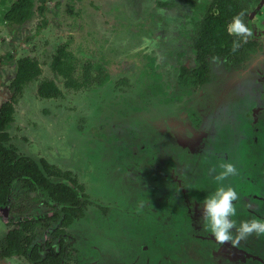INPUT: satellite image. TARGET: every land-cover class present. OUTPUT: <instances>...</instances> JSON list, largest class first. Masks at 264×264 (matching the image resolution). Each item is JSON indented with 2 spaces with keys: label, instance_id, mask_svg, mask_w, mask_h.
<instances>
[{
  "label": "rangeland",
  "instance_id": "374dc122",
  "mask_svg": "<svg viewBox=\"0 0 264 264\" xmlns=\"http://www.w3.org/2000/svg\"><path fill=\"white\" fill-rule=\"evenodd\" d=\"M13 1L0 0V104L11 96L8 85L16 59L36 58L43 72L25 86L16 104L15 120L8 127L12 143L21 154L36 160L46 158L71 170L84 185L89 201L85 216L66 229L65 239L72 251L66 264H230L217 259L213 244L200 238L199 233L206 229L201 215H195L201 211L203 198L223 183L238 192L234 201L237 225L259 218L249 207L261 205L251 194L264 196V134L254 143L253 133L245 130L243 121L239 125L243 134L237 139L226 137L227 141L219 144L226 145L220 148L221 157L217 148V155L213 153L202 162L204 168L195 169L192 161L184 159L175 134L182 132V139L189 135L186 126L180 125V115L197 111L193 108L196 103L184 100V88L157 87L156 76L146 75L151 67H147V56H154L152 50L158 51L161 43L147 35L144 42H138L132 29L146 13L148 0H130L134 6H128L129 0H64L56 6L55 0L49 5L46 26H40L36 18L9 32L3 15ZM247 1L251 6L260 2ZM260 15L264 21V9ZM28 32L34 36L20 43L14 59L8 61L5 54L12 49L8 44L12 33ZM126 34L131 41L120 42ZM65 42L73 55L76 85H66L50 67L52 56ZM92 72L108 79L91 82L86 75ZM43 80H55L64 95L41 98L38 86ZM200 105L206 106L204 101ZM164 115L170 119L168 123L162 119ZM200 122L194 120L195 125ZM225 161L234 163L237 173L218 182L215 176ZM23 184L14 187L10 218L52 210L44 202L45 194L31 192ZM6 225L0 217L1 233L15 227ZM44 230L38 226L35 232L44 238ZM233 233L235 239V229ZM47 238L57 241L52 234L47 233ZM232 245L234 251H240L236 257H227L231 264H261L248 258L264 252V234L253 232ZM11 262L28 264L17 257Z\"/></svg>",
  "mask_w": 264,
  "mask_h": 264
},
{
  "label": "trees",
  "instance_id": "16d2710c",
  "mask_svg": "<svg viewBox=\"0 0 264 264\" xmlns=\"http://www.w3.org/2000/svg\"><path fill=\"white\" fill-rule=\"evenodd\" d=\"M55 0H14L10 8L4 12L3 20L7 23L9 32H13L18 26H26L36 18L40 19V26H46L49 21L47 13L50 12L49 5ZM64 0H57L58 6ZM134 6L132 1H128ZM152 4L155 10L151 15L138 13V42L145 41V32L152 35L155 42H160L158 51L152 50L155 55L147 56L149 59V70L146 75L156 76L155 85L178 89L182 87H194L203 82L204 62L206 55H218L232 49L233 36L229 35L227 28L221 23L227 24L232 16L238 12H247V6L242 5L240 0H148V7ZM187 6L191 10L193 18L198 12L203 13V20L197 28L198 38H193L195 45L200 49V67L192 70L189 65L181 61L184 59V49L187 48L188 34L191 26L187 25L188 16L184 20L177 17H168L164 13L174 14L181 7ZM119 7V5H118ZM117 7V8H118ZM142 7L146 8L147 6ZM140 7V8H142ZM116 9V8H115ZM69 11L74 9L69 6ZM113 11V10H112ZM118 12V11H116ZM120 13V12H119ZM121 14V13H120ZM178 32H174L175 26ZM148 26V29H147ZM132 29L134 33L135 30ZM187 33H183V32ZM174 32V33H173ZM183 33V37L181 34ZM8 44L12 49L5 54L8 61H12L17 54V47L22 42H28L34 34L28 32L26 35L12 33ZM120 37V42L131 41L126 34ZM169 39L166 43V39ZM164 39V41H163ZM162 41V42H161ZM69 43L61 44L56 53L52 56L50 67L52 71L65 79L66 85L75 83L72 77L74 66L73 55L68 50ZM136 48V47H134ZM163 56L165 60H163ZM183 62V63H181ZM15 72L10 78L8 85L11 96L0 104V206L9 205L12 208V195L15 185L23 182L25 189L44 195L46 205L52 207L50 212L40 215H24L7 224H15L13 229L8 231L5 245L0 246L3 254L22 253L36 264H64L65 230L77 219L83 218L86 214L85 208L89 203L86 199L84 185L73 176L71 170H63L51 164L46 158L36 160L30 155L21 154L12 143V135L8 127L15 120L16 104L21 97L24 88L30 82L38 79L43 72L40 61L29 56L18 58L14 61ZM87 69V68H86ZM91 75L90 77H88ZM88 73L86 78L91 82L96 80L105 81L108 77H96ZM93 77V78H92ZM126 81L125 79H123ZM38 94L41 98L54 99L64 95L63 90L55 80H43L38 86ZM41 226L45 233H50L57 238L59 248L56 249L52 238L36 240V228ZM47 236V235H46Z\"/></svg>",
  "mask_w": 264,
  "mask_h": 264
},
{
  "label": "flooded vegetation",
  "instance_id": "af4514ba",
  "mask_svg": "<svg viewBox=\"0 0 264 264\" xmlns=\"http://www.w3.org/2000/svg\"><path fill=\"white\" fill-rule=\"evenodd\" d=\"M240 2L242 5L247 6L244 19L251 28V35H249L247 42H242L240 48L235 52L231 49L218 55H206L204 73L202 74L204 78L203 82L194 87H182V89L184 88L182 92L184 100L189 102L190 105L196 103L195 107L191 106L190 108H196L197 111L194 110L193 112L189 110L190 108H187L189 112L180 115L182 120L180 121V125L186 126L189 135L182 139V137L179 136L182 132L179 134L176 133V142H178L181 146L180 148L183 150L179 151L184 152V159L187 162L192 161L195 164V169L204 168L202 162H205L206 157H211L213 153L217 155V148L219 150L218 154L221 157V149H225L226 145L219 146V144H224L223 142L227 141L226 137H234L237 139L241 136L244 129L239 125H241L243 121L246 122L247 126V128L246 126L244 127L245 130H250L251 133H253L251 140L254 143L259 140V134L262 136L264 134V21L260 17L264 7L262 6L260 9H257L261 0L253 6H251L247 0H240ZM154 10L155 9H149L147 7L145 14L151 15ZM191 13V10L187 9V6H185L178 9L174 14H164L171 18L177 17L180 20H184V18L188 16L187 25L191 26L187 40L188 47L184 49L185 57L184 59L181 58V61L184 60L183 62L189 65L192 70H197L200 67L199 58L201 57V51L198 49L197 45H195L193 38H198L199 32L197 28L203 20V13L198 12L197 14H199V16L195 15L193 18L190 16ZM173 26H175L173 31L179 33L177 26L175 24ZM134 30L137 36V28H134ZM147 33L148 31L145 32L147 36L152 37V35ZM183 33H187V31ZM183 33L181 32L180 34L182 37ZM168 40V38L165 40L166 43ZM163 60H165L164 56ZM201 96L202 98H200ZM188 97H190L189 100ZM202 101H204L206 106L201 107L200 104ZM204 108L205 110H202ZM184 112H186V110ZM194 113L197 115L195 116ZM240 114H243V116L241 117ZM162 119L165 123H168L170 120L166 115H164ZM194 120L197 124L200 120H202V122H200L199 125H195ZM223 130L225 135H223ZM262 167V171L264 172V161L262 162ZM183 170L187 171V168L185 167ZM182 187H184L183 184ZM250 198H258L261 203V205L260 203L258 204L260 205L258 207L255 206V203L251 204V207H249L250 213H252L253 216L264 218V196L258 193L251 194ZM6 206L9 207L6 216L5 211H0V217L4 225L14 220L13 217H9L10 206ZM6 206H0V208H5ZM200 215L201 211H198L195 218H199ZM14 225L15 224H7L6 226L13 227ZM9 229H7L5 233L0 232V236H3L1 237L2 241H0V246L5 245L4 243L7 239ZM46 235L47 233L44 234V238L36 236L35 239L38 241L46 240ZM199 236L213 244V254L217 255V259L223 258L230 264L231 262L227 257H236L238 255L237 252L240 251L239 249L234 251L231 241H217L207 230L200 232ZM65 237L66 234H64V238ZM57 241L54 242L53 240L56 249L59 248ZM66 242L64 264H66V262L68 263L69 255H71L72 252L68 250V240H66ZM3 250L4 249L0 247V264H11V259L15 257L26 260L28 264H36L29 259L27 255H23L22 253L5 255L3 254ZM249 257V261L256 262V260H259L261 264H264L263 251H261L258 256L252 254L249 255ZM242 261L247 262V260Z\"/></svg>",
  "mask_w": 264,
  "mask_h": 264
},
{
  "label": "clouds",
  "instance_id": "9594fccd",
  "mask_svg": "<svg viewBox=\"0 0 264 264\" xmlns=\"http://www.w3.org/2000/svg\"><path fill=\"white\" fill-rule=\"evenodd\" d=\"M244 15L243 11L238 12L227 23V32L234 37L232 40L233 52L240 48L242 42H247L251 35V28L245 22ZM219 168L220 171L215 176V180L218 182L237 173V168L231 161L220 163ZM237 199L238 192L233 186L218 183L215 190L201 201L203 227L219 242L232 241L233 244H236L240 239L253 232L264 234V218L244 220L237 225V221L234 219L237 215L234 201ZM233 229H235V239H233Z\"/></svg>",
  "mask_w": 264,
  "mask_h": 264
},
{
  "label": "water",
  "instance_id": "95a60500",
  "mask_svg": "<svg viewBox=\"0 0 264 264\" xmlns=\"http://www.w3.org/2000/svg\"><path fill=\"white\" fill-rule=\"evenodd\" d=\"M263 5H264V0H261L257 9H260ZM8 209H9V207L6 206L5 208H0V211H5V216H6L8 214Z\"/></svg>",
  "mask_w": 264,
  "mask_h": 264
}]
</instances>
